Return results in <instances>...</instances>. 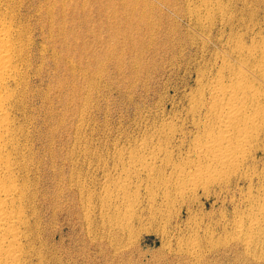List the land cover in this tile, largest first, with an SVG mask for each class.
Wrapping results in <instances>:
<instances>
[{
  "label": "bare ground",
  "instance_id": "obj_1",
  "mask_svg": "<svg viewBox=\"0 0 264 264\" xmlns=\"http://www.w3.org/2000/svg\"><path fill=\"white\" fill-rule=\"evenodd\" d=\"M175 1L177 0H165V3L178 11ZM185 2L187 19L203 28V33L200 34L190 32L197 46V56L192 65L195 84L186 95L188 108L183 116L176 117L173 122L161 123L150 137L116 151L118 161H123V156L128 153L129 167L124 170V178L104 184L107 200L99 211V217L107 232L101 237H98L97 231L94 235L93 232L89 234L92 244L100 243V246L94 245V248L98 251L96 255L100 254L105 262L109 261L112 248L113 258L121 255L125 246L118 243L115 245V242L128 238L132 245V240L140 235L141 227L153 226L158 221L166 223L167 229L171 225L169 211L179 205V211L183 212V208H189L194 203L199 192H204L207 197H210L212 191L223 194L234 183L246 184L248 187L241 193V203L235 206L239 214L234 219L233 231L240 236L238 238L241 244L251 251L257 243L256 234L264 228V175L252 164L264 131V23L257 22L252 13L251 25H246L245 16L251 11L254 0ZM22 3L23 1L0 0V264H64L53 249L47 247L44 238L45 213L41 209V200L45 193L41 190L40 182L42 154L40 156L35 144L37 135H41L36 132V114L39 112L37 113L35 103L48 98V94L40 93L36 89L38 84H35L40 83V78L44 77L43 66L49 53V48L44 44L49 40L41 27L40 35H37L30 18L28 20L27 14L22 11ZM238 8L242 13H236ZM35 11L38 12L37 9ZM51 12L53 11H47L46 14L50 19ZM49 33L53 37L52 27L49 28ZM247 36L251 41L250 46L245 42ZM60 54L54 51L51 56L58 60ZM66 60L70 63L72 59ZM72 63L71 66H74ZM41 85L40 83V88ZM51 97L50 95L49 99ZM39 120L41 121L40 118ZM179 124H188L192 129L191 134L187 136ZM185 147L183 155L176 159L175 153L182 152ZM68 159L71 160L69 157ZM71 178L68 186L74 187L76 191L72 193L79 191L84 194L86 184L80 177ZM55 205L52 204L53 211H56ZM83 207L84 214L79 216L81 222L84 220L89 226H99L100 222L94 219L98 217V212L95 217L96 210L93 214L91 200L86 201ZM55 211L51 215L54 219L57 215ZM212 223L214 226L216 222ZM212 223H206L205 226L201 224L197 228L206 233L205 241H202L207 257L220 251L229 241H224L225 245L223 241H218L219 238L214 241V234L218 233V229L213 228ZM222 226L219 224L218 228L221 230ZM143 230H146L145 227ZM226 234L229 235L228 230ZM55 236L56 232L52 234V237ZM103 240H107L108 250L111 252L101 247ZM236 240L237 237L233 241ZM196 241H192L194 244L189 249L191 254L197 250ZM93 261L92 258L91 263Z\"/></svg>",
  "mask_w": 264,
  "mask_h": 264
},
{
  "label": "rangeland",
  "instance_id": "obj_2",
  "mask_svg": "<svg viewBox=\"0 0 264 264\" xmlns=\"http://www.w3.org/2000/svg\"><path fill=\"white\" fill-rule=\"evenodd\" d=\"M22 1L23 13L27 14L28 20L30 18L37 35H40V27L42 28L49 40L44 45L51 52L43 66L42 76L46 80L42 77L41 81L37 80L43 85V90L39 82L35 84H38L35 88L40 93L48 94L45 101L41 99L35 103L37 113L39 112L36 114V132L41 134L37 135L35 144L40 156L42 154L41 179H45H40V187L45 193L41 209L45 213L44 238L47 247L52 248L64 264H209L210 260H213L210 264H264V228L256 234L257 243L251 251L241 244L240 236L233 231L234 219L239 214L235 206L241 203V193L248 188L242 183H234L223 194L212 191L210 197L199 192L194 203L189 208H183V212L179 211V205L168 212L171 225L167 229L166 223L158 221L153 226L145 225L146 230L141 227L142 237L139 235L135 241L132 240V245L128 238V241L122 239L115 242V245L118 243L125 246L117 258H113V248L112 252L108 250L109 244L107 240H103L101 247L112 253L108 262L100 258V254L96 255L98 251L94 245L100 246V243L92 244L89 237L92 232L94 235L97 231L98 237L107 232L99 217V211L107 200L104 184L124 178V170L129 167L128 153L123 156V161H118L116 151L150 137L161 123L173 122L176 117L183 116L188 108L186 95L195 84L192 65L197 56V46L191 33H203V28L187 19L185 0L175 1L178 11L169 7L165 0ZM238 5L241 6V3ZM47 11H53V20L46 15ZM236 13H242L240 8ZM252 13L257 22L264 23V0H254L251 11L245 16L246 25H251ZM49 26L52 27L53 37L50 36ZM262 33L264 37V30ZM245 42L251 45L248 36ZM53 50L57 54L62 53L58 60L51 56ZM66 59L72 60L69 63ZM50 77L53 79L50 80ZM50 107L51 109H47ZM47 114L51 116L48 117ZM178 126L184 129L187 136L191 134L192 129L188 124ZM45 137L49 139L45 140ZM185 149L186 147L182 152L175 153V158L180 159ZM46 155L48 156L45 157ZM254 156L253 166L264 175V131ZM73 176L75 179L80 177L86 184L84 194L79 191L77 195L72 193L75 188L69 187V180ZM43 189H47L45 191L49 194ZM55 193H59L57 198ZM88 200L93 203V214L96 210L94 216L98 212V217L95 216L97 218L94 219L100 222L99 226H89L79 219L84 214L83 206ZM52 202L57 205L56 211L54 209L57 212L55 219L52 217ZM211 221L216 222L215 227ZM209 222L213 228L218 229V233L214 234V241L219 238L218 241H223L224 245L229 241L226 242V247L222 243L224 248L221 246L219 253L213 252L208 258L202 241H205L206 233L197 228ZM219 224L223 225L222 231L218 228ZM223 227H226L225 230ZM227 230L229 235L226 234ZM54 232L56 236L52 237ZM236 237L237 240L233 241ZM195 239L197 250L191 254L189 249ZM92 258L94 261L91 263Z\"/></svg>",
  "mask_w": 264,
  "mask_h": 264
}]
</instances>
